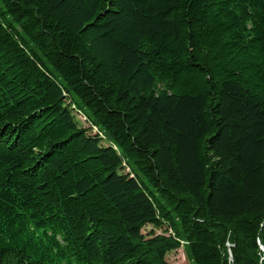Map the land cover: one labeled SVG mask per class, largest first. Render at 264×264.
<instances>
[{
	"label": "trees",
	"instance_id": "1",
	"mask_svg": "<svg viewBox=\"0 0 264 264\" xmlns=\"http://www.w3.org/2000/svg\"><path fill=\"white\" fill-rule=\"evenodd\" d=\"M180 248L264 264V0H0V264Z\"/></svg>",
	"mask_w": 264,
	"mask_h": 264
},
{
	"label": "rangeland",
	"instance_id": "2",
	"mask_svg": "<svg viewBox=\"0 0 264 264\" xmlns=\"http://www.w3.org/2000/svg\"><path fill=\"white\" fill-rule=\"evenodd\" d=\"M78 118L83 122V124L85 126H87L86 124H88L86 122V119L84 118V116L79 115ZM151 231H155V234H160L162 232H164L163 229L160 228H154L152 225H148L144 228V233L149 234ZM234 244H230L229 245V249L231 250L233 248ZM167 260L171 263V264H186L188 263V259L186 256V253L184 251V248H180L178 250L175 251H171L168 255H167Z\"/></svg>",
	"mask_w": 264,
	"mask_h": 264
}]
</instances>
